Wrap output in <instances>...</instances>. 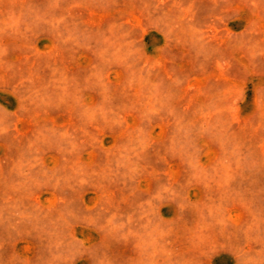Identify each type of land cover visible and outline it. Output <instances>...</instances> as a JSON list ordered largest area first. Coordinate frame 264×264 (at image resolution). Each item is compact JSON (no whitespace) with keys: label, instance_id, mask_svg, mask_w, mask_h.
Wrapping results in <instances>:
<instances>
[{"label":"rangeland","instance_id":"1","mask_svg":"<svg viewBox=\"0 0 264 264\" xmlns=\"http://www.w3.org/2000/svg\"><path fill=\"white\" fill-rule=\"evenodd\" d=\"M0 264H264V0H0Z\"/></svg>","mask_w":264,"mask_h":264}]
</instances>
